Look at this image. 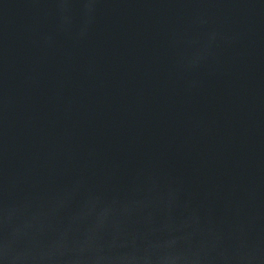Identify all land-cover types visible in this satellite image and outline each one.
<instances>
[{"label": "water", "instance_id": "1", "mask_svg": "<svg viewBox=\"0 0 264 264\" xmlns=\"http://www.w3.org/2000/svg\"><path fill=\"white\" fill-rule=\"evenodd\" d=\"M0 264H264V0H0Z\"/></svg>", "mask_w": 264, "mask_h": 264}]
</instances>
